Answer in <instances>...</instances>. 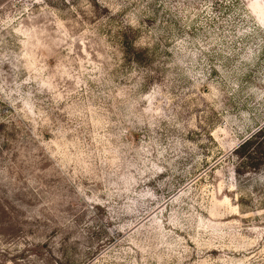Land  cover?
Wrapping results in <instances>:
<instances>
[{
    "label": "rangeland",
    "instance_id": "rangeland-1",
    "mask_svg": "<svg viewBox=\"0 0 264 264\" xmlns=\"http://www.w3.org/2000/svg\"><path fill=\"white\" fill-rule=\"evenodd\" d=\"M0 264H264V0H0Z\"/></svg>",
    "mask_w": 264,
    "mask_h": 264
},
{
    "label": "trees",
    "instance_id": "trees-1",
    "mask_svg": "<svg viewBox=\"0 0 264 264\" xmlns=\"http://www.w3.org/2000/svg\"><path fill=\"white\" fill-rule=\"evenodd\" d=\"M262 130V128L261 129H259L258 131H256V132H254L253 134H251L249 137H247L245 140H244V142L236 149V150H238V149H240V148H247V146H249L250 144H252V142L254 141V139L258 136V134L260 133V131ZM238 155V154H237ZM239 156V158L240 157H243V156H240V155H238ZM250 158H252V157H250ZM240 163L241 162H239V165H240ZM236 172H238V170L236 169L235 170Z\"/></svg>",
    "mask_w": 264,
    "mask_h": 264
}]
</instances>
